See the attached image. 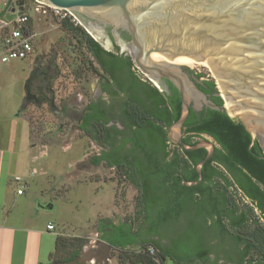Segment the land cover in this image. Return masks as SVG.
I'll use <instances>...</instances> for the list:
<instances>
[{"label": "trees", "instance_id": "1", "mask_svg": "<svg viewBox=\"0 0 264 264\" xmlns=\"http://www.w3.org/2000/svg\"><path fill=\"white\" fill-rule=\"evenodd\" d=\"M61 27L83 38L102 72L100 90L111 100L107 106L100 100L88 103L81 119L80 129L95 131L96 136L90 137L102 147L93 164L104 162L119 170L136 189L143 217L137 230L126 222L101 224V239L121 251L146 243L157 250L152 258L139 251L144 245L133 259L121 264H162L164 256L199 264H207L211 256L225 264H264V225L235 198L239 192L264 219V153L244 126L221 110L224 100L217 95L214 81L187 70L199 90L219 108H191L182 125V141L187 146H194L198 142L194 139L202 136L215 145L212 156L200 167L202 180L187 186L182 180L199 179L195 168L208 152L205 148L184 151L177 145L169 149L168 128L182 113L177 89L165 81L166 93L141 80L129 56L105 50L78 24L63 20ZM142 229L157 240L141 242ZM71 241L63 247L67 254L62 261L74 260L85 243L81 238Z\"/></svg>", "mask_w": 264, "mask_h": 264}, {"label": "rangeland", "instance_id": "2", "mask_svg": "<svg viewBox=\"0 0 264 264\" xmlns=\"http://www.w3.org/2000/svg\"><path fill=\"white\" fill-rule=\"evenodd\" d=\"M14 1L0 0V7L5 2L11 5ZM28 12L33 16L31 24L36 32V57L32 62L18 60L7 67L2 66L0 86L9 85L5 103L25 93L23 104L22 100L20 102L21 113L28 124L30 144L37 147L34 156L40 155L43 159V173L30 180L29 195L36 206H43L40 217L43 228L48 221L54 223L63 239L53 262L66 257L64 245H69L74 238H81L85 243L78 251V256L71 260L75 261L73 264H121L124 259H133L138 248L147 243L123 251L109 249L99 232L100 225L105 222H126L131 224L133 230H137L143 219L139 214L134 186L120 175L118 169L108 167L104 162L93 164L94 157L102 147L90 137V134L95 135V131L89 133L80 129V116L88 103L100 100L107 106L111 102L100 90L104 81L100 77L102 72L88 52L83 38L64 30L61 22L48 12L34 13L32 9ZM10 66L17 70L13 76L8 70ZM191 70L205 74L219 88L207 67L197 66ZM134 72L141 80L154 86L136 67ZM184 75L192 77L189 72ZM220 92L226 103L227 99ZM173 132L174 137L179 135L178 130ZM254 139L257 140V137ZM194 140L214 143L206 136ZM170 145L169 149H172ZM206 146L210 149L209 145ZM235 198L240 206L250 207L253 219L264 225L263 217L247 199L239 192ZM48 205L52 208L48 209ZM124 264L131 263L125 261ZM163 264L178 263L166 256ZM207 264L225 262H215L214 256H211Z\"/></svg>", "mask_w": 264, "mask_h": 264}, {"label": "water", "instance_id": "3", "mask_svg": "<svg viewBox=\"0 0 264 264\" xmlns=\"http://www.w3.org/2000/svg\"><path fill=\"white\" fill-rule=\"evenodd\" d=\"M40 1L73 12L86 33L109 51H126L134 67L160 91L168 92L165 81L177 89L182 113L169 126L168 140L184 151L205 148L208 152L196 165L199 179L182 180L185 185L202 180L200 167L212 156L215 145L204 140L187 146L182 141V125L191 108L219 109L194 78L184 75L194 67H208L220 88L216 87L217 95L224 100L223 92L235 115L231 117L224 104L221 110L237 119L252 139L257 137L264 153V0ZM107 27L118 39L117 50L105 34ZM118 30L128 42L119 40ZM173 130L179 135L174 137Z\"/></svg>", "mask_w": 264, "mask_h": 264}, {"label": "crops", "instance_id": "4", "mask_svg": "<svg viewBox=\"0 0 264 264\" xmlns=\"http://www.w3.org/2000/svg\"><path fill=\"white\" fill-rule=\"evenodd\" d=\"M8 70L12 76L17 72L12 66ZM7 88L9 85L0 86V264L65 262L58 258L53 262L57 239L60 238L59 243L63 239L54 223L48 221L43 228L40 222L43 206H36L29 195L30 180L43 173V159L34 156L37 147L30 144L28 124L21 113L25 93L5 103ZM15 178L20 180L17 182ZM19 189L21 194H17ZM40 193L43 197V192ZM48 224L54 229L48 230Z\"/></svg>", "mask_w": 264, "mask_h": 264}, {"label": "built area", "instance_id": "5", "mask_svg": "<svg viewBox=\"0 0 264 264\" xmlns=\"http://www.w3.org/2000/svg\"><path fill=\"white\" fill-rule=\"evenodd\" d=\"M29 9L40 14L48 12L60 22L68 20L75 25L79 24L73 12L52 7L40 0H16L11 5L3 3L0 10V69L11 61H24L36 57L34 54L36 32L31 24L33 16L28 12ZM19 180L15 178V181ZM21 193V189L17 190V194ZM46 228L53 230L54 226L48 224ZM141 252L152 258L157 255V250L152 245H146Z\"/></svg>", "mask_w": 264, "mask_h": 264}, {"label": "flooded vegetation", "instance_id": "6", "mask_svg": "<svg viewBox=\"0 0 264 264\" xmlns=\"http://www.w3.org/2000/svg\"><path fill=\"white\" fill-rule=\"evenodd\" d=\"M104 31H105V34H106V36L109 38V40H110V42H111V44H112V46H113V48L115 49V48H118V39H116V36H114V34L115 33H113V31H112V29L110 28V27H107V28H105L104 29ZM116 34L118 35V38H119V40H121V41H124V42H128V38H127V36H126V34L124 33V32H122V31H120V30H118V31H116ZM106 97H108V95L107 94H105V93H103ZM109 98V97H108ZM85 108H86V106H85ZM85 108H84V110H83V112L81 113V119H82V116L84 115V113H85ZM110 124V123H109ZM183 136V135H182ZM96 143V142H95ZM97 144V143H96ZM129 147V145H126V148H128ZM98 155H100V153L98 154ZM97 155V156H98ZM182 223V222H181ZM149 239H156L157 240V238L156 237H149L147 234H145L144 232H143V229L141 230V232H140V236H139V240L141 241V242H145V241H147V240H149ZM103 241V240H102ZM103 243L106 245V246H110V245H108L105 241H103ZM166 242L165 241H161V244H165ZM140 245H142V244H139V246ZM143 248H140L139 249V251L141 252V250H142ZM107 251V250H106ZM108 253V252H107ZM166 256H164L163 258H162V260H161V262H162V264H163V262H164V258H165ZM171 259V258H170ZM172 261H174V262H176V263H178V264H189L188 262H181V261H176V260H173V259H171ZM57 263H59V262H55V264H57Z\"/></svg>", "mask_w": 264, "mask_h": 264}, {"label": "bare ground", "instance_id": "7", "mask_svg": "<svg viewBox=\"0 0 264 264\" xmlns=\"http://www.w3.org/2000/svg\"><path fill=\"white\" fill-rule=\"evenodd\" d=\"M203 67H204V65H203ZM205 67H207V66H205ZM208 68V67H207ZM223 97V96H222ZM225 97V96H224ZM227 99V98H226ZM224 106H225V108H226V110L228 111V114L231 116V117H233L230 113H229V111H230V103L227 101L226 103H224ZM232 113V112H231ZM235 115V114H234Z\"/></svg>", "mask_w": 264, "mask_h": 264}]
</instances>
